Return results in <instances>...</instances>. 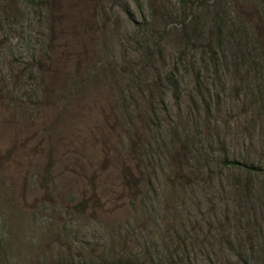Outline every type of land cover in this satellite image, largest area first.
Instances as JSON below:
<instances>
[{
  "label": "rangeland",
  "instance_id": "rangeland-1",
  "mask_svg": "<svg viewBox=\"0 0 264 264\" xmlns=\"http://www.w3.org/2000/svg\"><path fill=\"white\" fill-rule=\"evenodd\" d=\"M0 264H264V0H0Z\"/></svg>",
  "mask_w": 264,
  "mask_h": 264
},
{
  "label": "trees",
  "instance_id": "trees-1",
  "mask_svg": "<svg viewBox=\"0 0 264 264\" xmlns=\"http://www.w3.org/2000/svg\"><path fill=\"white\" fill-rule=\"evenodd\" d=\"M52 60V59H51ZM52 61H54V60H52ZM154 97H155V95H153ZM143 173H140V175H142ZM140 175L138 176V178H140ZM136 181H138V179L136 180Z\"/></svg>",
  "mask_w": 264,
  "mask_h": 264
}]
</instances>
